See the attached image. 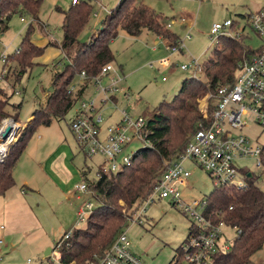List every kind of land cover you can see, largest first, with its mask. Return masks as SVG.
Wrapping results in <instances>:
<instances>
[{
    "label": "rangeland",
    "instance_id": "1",
    "mask_svg": "<svg viewBox=\"0 0 264 264\" xmlns=\"http://www.w3.org/2000/svg\"><path fill=\"white\" fill-rule=\"evenodd\" d=\"M80 1L89 3L93 7L90 22L80 36L82 43H89L94 35L98 34L97 26L107 18L106 13L101 15L99 6L111 13L120 0ZM146 3L166 19L165 23L168 27L170 25L169 29L183 41L185 48L182 52L173 54L167 41L150 31H143L139 37H130L121 31L111 44L115 54L113 65L116 73L102 78L100 85L95 86L96 84L90 83L83 97V101L96 102L104 119V126L118 124L124 111L134 117H139L147 110L153 111L164 101H172L181 90L183 81L194 77L193 69L183 71L181 67L191 65L193 68L197 62L202 66L212 57L214 48L217 46L216 41L210 38L214 25L223 24L227 20L243 25L241 15L255 13L264 7V0H147ZM71 5L72 0H43L39 21L36 22L29 15H13L9 30L0 35V51L7 49L6 53L10 55L7 66L11 75V86L16 83V74L19 72V66L13 56L20 48L28 27L31 24L34 25L30 38L35 45L42 48L48 46L50 42L60 45L63 40V16L58 9L67 11ZM95 14L101 17L96 18ZM22 19H26L27 23H24ZM241 28L242 26L235 27L232 34L235 36L237 34L249 35L250 39L245 40L247 45L253 50L260 49L262 40L256 37L249 28L245 31ZM163 61L166 62L163 63ZM31 62L33 67L28 69L16 86L21 94H16L12 100L13 104H22L21 110L17 112L19 113L17 123L21 126L29 123V119L36 110L44 109L52 93L50 89L54 88L55 74L61 73L69 65L60 49L54 46L47 47L44 55ZM2 67L0 65V69ZM114 76L116 80L121 79L118 84L120 91L106 100L97 88L110 86ZM198 78L205 79L204 74L198 73ZM81 83L82 81L77 77L71 86L78 89ZM2 92L10 99L7 90ZM202 103L203 99L199 101V105ZM79 106L77 103L65 119H53L50 126L40 127V131L38 130L39 132L28 144L27 181L30 184L27 186V194L33 198L32 205L37 217L41 220L43 230L39 226L29 227L27 223V230L10 231L8 222L4 219L0 220V227L7 229L4 231V237L7 238V234H10L5 241L9 240L13 245V248L6 249L0 264L46 263L47 259L44 254L47 249L56 248L60 238L71 230L86 227V222L78 221L79 207L85 202H92L95 210L100 206L101 202L94 198L92 193L80 194V201L73 199L70 193L67 197L63 196L52 187L53 185L41 170L42 159L49 151L55 153L62 147L58 153L63 150L69 153L72 151L74 157L70 162L78 172L88 165L92 170L90 179L97 178L96 173L98 167L104 162L103 158H87L70 128L71 120ZM7 112L10 116L14 115L11 107L7 108ZM258 133L257 128H252L254 136ZM39 135L43 137L42 141L39 140ZM262 141L264 142V136ZM143 146V142L135 141L129 146L128 153L133 154ZM240 163L248 167L247 171H255L252 160L246 159ZM185 166L192 175L188 184L180 187L182 199L190 203L207 198L216 187L215 181L197 165L188 161ZM102 167L105 166L102 165ZM19 175L18 172L17 176ZM34 187L39 189L35 190ZM23 188L25 186L18 182L16 189L22 190ZM120 205L123 206L124 203L120 202ZM137 209L138 207L125 212L127 218H125L126 225L123 228L128 229L132 252L145 264H172L178 249L187 240L192 223L183 214L181 208L167 200L156 199L147 207L141 223L133 224L131 221ZM15 231L16 233H13ZM226 233L231 241L236 239L234 230H227ZM252 264H264V247L255 254Z\"/></svg>",
    "mask_w": 264,
    "mask_h": 264
},
{
    "label": "trees",
    "instance_id": "2",
    "mask_svg": "<svg viewBox=\"0 0 264 264\" xmlns=\"http://www.w3.org/2000/svg\"><path fill=\"white\" fill-rule=\"evenodd\" d=\"M146 1L120 0L89 43L80 41L93 10L86 2L72 4L67 11L58 9L63 15V40L60 45L52 42L44 48L35 45L30 38L34 25L28 27L20 48L13 56L19 66L15 84L33 67L31 61L44 55L49 46L59 48L69 65L55 74L54 90L44 109L34 112L33 119L11 148L8 158L0 164V196L15 186V167L39 128L50 126L53 119H65L82 99L92 80L106 65L115 61L111 44L121 31L130 37H139L143 31H150L167 41L168 47H176L181 42L165 23L166 19L151 9ZM42 3L43 0H0V35L9 30V23L15 14L29 15L34 22L39 21ZM249 15H241L246 24ZM249 38V35L220 37L212 57L204 64L205 79L192 77L184 80L172 101H164L153 111L147 110L142 114L147 121L144 135H147L150 145L135 152L131 166L111 174L102 172L99 166L94 179H90L92 170L88 165L81 168L82 180L97 195L101 204L88 218L84 229H73L69 239L64 240L67 233L60 238V259L55 264H94L105 254L126 225L125 212L137 208L150 196L166 165L185 150L199 124L205 122L199 110V101L209 93L233 84L239 63L261 51L247 45L245 40ZM83 72L87 75L83 86L76 94H69L70 86ZM11 100L12 96L9 99L0 91V115L10 116L7 108L11 107L17 120L22 104H13ZM249 183V188L244 191L215 187L207 197L211 219L215 223L224 220L239 231L232 248L217 253L212 264H252L255 254L264 247V191L254 184V180ZM120 202L124 205L121 206ZM180 263L181 248L172 264Z\"/></svg>",
    "mask_w": 264,
    "mask_h": 264
},
{
    "label": "built area",
    "instance_id": "3",
    "mask_svg": "<svg viewBox=\"0 0 264 264\" xmlns=\"http://www.w3.org/2000/svg\"><path fill=\"white\" fill-rule=\"evenodd\" d=\"M79 1L72 0V4H78ZM99 10L101 15L104 13L106 17L110 15V12H106L102 6H99ZM95 17L101 16L95 14ZM22 21L27 23L26 19ZM246 23L244 22L243 26L241 23L227 20L223 24H216L210 38L216 41V45L222 36L240 38L243 34L235 36L232 30L242 26V31L249 28L262 40L259 49L261 51L239 63L233 84L221 87L215 93H209L203 98L199 110L205 122L199 124V129L190 138L185 150L166 165L150 196L138 206L137 213L131 221L133 224L141 223L147 207L156 199L170 201L174 206L181 208L183 214L192 223V227L187 240L181 247L182 263L180 264H212L213 257L217 253L226 252L233 246L235 239L231 241L227 237V230H234L236 237L239 234L237 228L226 221L215 223L211 219L207 198L190 203L182 199L180 187L187 185L192 175L185 166L186 162L189 161L205 171L215 181L216 187L244 191L249 188V181L254 180V184L264 191V142L262 141L264 136V7L255 13H250L248 24ZM171 48L174 54L182 52L185 45L181 41L178 46ZM6 50L0 51V65L3 66L0 69V91L7 90L15 96L21 94V91L16 89V84L10 85L11 75L7 66L10 55L6 53ZM181 69L183 71L193 69L196 78L198 73H204V65L201 66L198 62L193 65V68L190 65L182 66ZM112 73H116V68L113 63H110L102 69L98 77L92 80V83L96 84L95 86L100 85L102 78ZM79 78L84 82L87 78L86 73L80 74ZM120 81L121 79L116 80L114 76L110 86L97 88V91L107 100L120 91L118 86ZM79 90L80 87L77 89L71 86L68 93L74 95ZM105 99L103 101H106ZM78 103L80 106L70 125L72 134L88 158H103L104 162L100 165L102 172L118 173L125 167L131 166L135 153H128V148L135 141L143 142L144 146L150 145L147 135H144L147 121L142 116L134 117L124 111L118 124L104 126V119L95 101L80 99ZM25 127L17 123L13 116L0 115V164L6 161L11 148L18 142ZM252 128L259 130L256 136L252 134ZM8 129L10 131L6 135ZM246 159L254 162L255 171H247L248 167L240 163ZM74 193L79 201L80 194L92 193L94 198H97L83 180L75 185ZM94 211V204L85 202L78 209V221L87 222ZM72 233L73 230L68 232L64 240L69 239ZM4 245L5 241L0 237V262ZM61 245L62 242L59 241L53 249L51 258L44 264L58 263ZM94 264H145V262L132 252L128 229L125 228Z\"/></svg>",
    "mask_w": 264,
    "mask_h": 264
},
{
    "label": "crops",
    "instance_id": "4",
    "mask_svg": "<svg viewBox=\"0 0 264 264\" xmlns=\"http://www.w3.org/2000/svg\"><path fill=\"white\" fill-rule=\"evenodd\" d=\"M148 6L152 9L150 5ZM83 84L84 82H82L81 86L79 87L81 88ZM87 89L85 93L87 92ZM85 93L83 97L85 96ZM8 95L12 96V100H13L14 95H12V93L9 92ZM75 115L73 116V118L75 117ZM32 119L33 117L31 116L28 122H30ZM26 125L27 124H24V126ZM39 131H37V133ZM39 140L41 141L43 140V137L41 135H39ZM61 148L62 147H60V149ZM58 151L55 153H51V151H49V153L42 159L43 163L41 165V170H43V173L47 177V180L53 185L52 187H54L56 191L62 193L63 196L65 197H67L68 194L70 193L72 194L73 199L74 198L77 199L75 197L74 187L75 185L80 183L82 177L80 171L78 172L70 162L71 158L74 157V155L72 151L71 153L65 150H63L61 153H58ZM18 172L20 173L19 176H17ZM29 177H31V174H29ZM14 178H15V186L12 189H10L4 196H0V220L4 219L6 222H8V224L10 225V227L8 226V229L10 231L27 230V223H29L28 225L29 227L39 226L43 230V228L41 227L42 226L41 220L37 217L34 211V207L32 205L33 198H30L29 195L27 194V188H28L27 186L28 184H30L29 181H27V148L22 154L18 164L15 167ZM17 179L19 180L17 181ZM18 182H21V184L25 186V188H23L22 190L16 189V185ZM34 189L37 190L39 188L34 187ZM17 226L18 229H16ZM5 230H7L5 227L3 226L0 227V237L3 238L4 241L5 239L9 238L10 235L7 234L8 235L7 238L4 237ZM40 232L43 233V231ZM13 233H16V231ZM10 242L11 241L9 240L8 242L5 241V245L2 248V252H1L2 257L3 254L7 251L6 249L13 248L12 247L13 245Z\"/></svg>",
    "mask_w": 264,
    "mask_h": 264
},
{
    "label": "water",
    "instance_id": "5",
    "mask_svg": "<svg viewBox=\"0 0 264 264\" xmlns=\"http://www.w3.org/2000/svg\"><path fill=\"white\" fill-rule=\"evenodd\" d=\"M102 24H103V23L101 22V23L97 26L96 31H99V30L102 28ZM53 90H54V89L51 88V89H50V92H53ZM9 131H10V130L8 129L7 132H6V135L9 133ZM6 135H5V136H6ZM52 252H53V249H51V248L47 249L46 252H45V254H44L45 257H46V258L50 257L51 254H52Z\"/></svg>",
    "mask_w": 264,
    "mask_h": 264
}]
</instances>
